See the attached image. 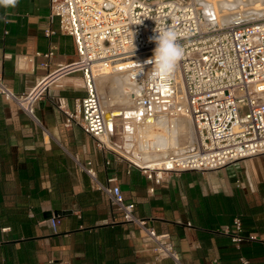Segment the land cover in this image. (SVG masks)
Segmentation results:
<instances>
[{"label": "crops", "instance_id": "1", "mask_svg": "<svg viewBox=\"0 0 264 264\" xmlns=\"http://www.w3.org/2000/svg\"><path fill=\"white\" fill-rule=\"evenodd\" d=\"M48 14V0L0 8L7 20H0V79L15 93L76 57L72 37ZM48 27L55 31L49 37ZM48 49L49 69L33 56ZM83 95L80 74L65 76L34 103L35 119L0 95V264H173L158 259L135 225L121 219L80 168L88 162L98 183L116 178L136 215L168 233L185 264H241L240 257L264 264V154L211 170L171 172L154 184L78 125H63L62 109L72 110ZM55 210L70 213L57 216L53 232L47 213ZM235 218L242 223L239 244L230 236Z\"/></svg>", "mask_w": 264, "mask_h": 264}, {"label": "built area", "instance_id": "2", "mask_svg": "<svg viewBox=\"0 0 264 264\" xmlns=\"http://www.w3.org/2000/svg\"><path fill=\"white\" fill-rule=\"evenodd\" d=\"M49 20L58 31L72 37L76 57L60 64L29 91L13 92L0 79V95L13 101L35 119L34 103L61 78L79 73L84 95L72 110L63 108V125H78L101 148L125 159L148 180L160 184L171 172L211 170L242 158L264 154V17L238 23L212 24L206 21L195 0H48ZM155 27L172 28L184 56L170 77L155 76L151 57L155 45L149 42ZM55 33L44 29L46 36ZM51 49L33 56L44 58L49 69ZM144 55V56H143ZM33 56H26L28 61ZM142 56L143 74L135 79L136 90L129 94L134 120L144 125L158 117H184L192 127L181 153H168L155 164L132 160L138 149L135 137L126 139L128 126L122 120L124 106L103 104L98 89L100 75L112 73L117 62ZM119 112V114L113 112ZM107 113L112 116L107 119ZM131 141V147L125 143ZM139 160V159H137ZM109 161L106 160L105 164ZM107 196L124 222L132 223L139 237L158 259L185 264L174 249L168 233H158L147 219L136 215L135 204L124 199L115 177L98 183L88 162L79 164ZM147 192H154L153 186ZM57 231L60 219L47 220ZM232 242L243 240L242 223L233 219ZM241 264L248 261L240 257ZM214 264H219L214 260Z\"/></svg>", "mask_w": 264, "mask_h": 264}, {"label": "bare ground", "instance_id": "3", "mask_svg": "<svg viewBox=\"0 0 264 264\" xmlns=\"http://www.w3.org/2000/svg\"><path fill=\"white\" fill-rule=\"evenodd\" d=\"M198 3L200 4L203 11V16L205 18L211 17V19H214V22H217L218 24L220 22L216 20V17H218L217 9L218 12H222L223 15L239 13L243 10H248L250 13L254 14L264 12V0H198ZM231 21L233 20L231 19ZM141 58L143 57L136 56L134 58H125L120 60L117 62V65L114 66L115 70H113L112 73L102 74L99 77V89L106 88V92L112 88L116 89V91H121V96L123 95L122 98L114 97L111 100L112 102H117L124 106L120 110L132 109L129 106L131 103L129 94L133 93L137 88L135 79L141 77L143 74L144 67L141 66L143 64L141 62ZM149 58L150 57H145L146 60ZM125 86H127V88L130 87V91L129 89L128 91L124 90ZM107 97H110V95ZM105 103L107 104L108 102ZM110 116L111 114L108 113L107 117ZM173 118L175 117H158L147 124L139 125V133L142 136H148L149 138H144V141L141 142L142 153L144 154L138 155V157H136L139 160L131 157L132 160L138 163H147L152 165L163 160V157L168 153L182 152L183 147L181 144L183 142L180 143V139L189 141L192 135V127L188 137V134L185 133V131L183 132V130L186 128L184 126V121L182 120L184 118L177 117L174 120Z\"/></svg>", "mask_w": 264, "mask_h": 264}, {"label": "clouds", "instance_id": "4", "mask_svg": "<svg viewBox=\"0 0 264 264\" xmlns=\"http://www.w3.org/2000/svg\"><path fill=\"white\" fill-rule=\"evenodd\" d=\"M18 4L19 0H0V8L5 12ZM0 20L7 22L6 15L0 16ZM149 42L155 47L152 56L145 63L152 65L155 76L170 77L184 56V48L178 43L176 31L172 28L155 27Z\"/></svg>", "mask_w": 264, "mask_h": 264}, {"label": "rangeland", "instance_id": "5", "mask_svg": "<svg viewBox=\"0 0 264 264\" xmlns=\"http://www.w3.org/2000/svg\"><path fill=\"white\" fill-rule=\"evenodd\" d=\"M196 1V3H197V5L200 7V11H201V6H200V4L198 3V0H195ZM200 1H203V0H200ZM211 2V1H210ZM202 4V3H201ZM242 11V10H241ZM260 14V15H259ZM217 16L218 17H216V20H218L220 23H222V21H223V23L222 24H224V23H227V22H232L231 21V19L233 20V21H235V20H241V21H247V20H252V19H256V18H262V17H264V12H261V13H250V11H248V10H243L242 12H239V13H234V14H226V15H223V13L222 12H218V9H217ZM228 20H230V21H228ZM219 23V24H220ZM99 89V88H98ZM128 89H129V91H130V87H128L127 88V86H125V89L124 90H126V91H128ZM99 91H100V93H101V95H102V98H103V103L106 105V103L105 102H108V99H110V101L115 97H119V98H122V96H121V91H116V89H114V88H112V89H109L107 92H106V88H100L99 89ZM116 91V92H115ZM115 94V95H114ZM108 95H110V97H107ZM120 95V96H119ZM112 102V101H111ZM108 104V103H107ZM115 113H118L119 114V112H114L113 114H115ZM121 115H123L124 114V116H121L122 118L123 117H127V118H123L122 120L124 121V123L128 126V131L129 132H127L126 133V135H125V138L126 139H129V140H131V138H133V137H135V140L137 141V144H138V149L140 150V151H137V150H133V158H136V157H138V155H142V154H144V153H142V148H141V142H143L144 141V138H146V139H148L149 137L148 136H142L140 133H139V131H138V129H139V124L137 123V121L136 120H134L132 117H134L135 115V113L133 112V109H127V110H121ZM111 114V113H110ZM175 118H177V117H175ZM175 118H173V120L175 119ZM182 118H184V117H182ZM183 121H184V126L186 127L184 130H183V132L185 131V133H187L188 135V137H189V135H190V132H191V126H190V123H189V121H188V119H186V118H184V119H182ZM188 127V128H187ZM188 129V130H187ZM153 130V129H152ZM187 131V132H186ZM185 139H180V143H185ZM131 141H128V142H126L125 143V146L126 147H131ZM183 143L181 144V145H183ZM137 159V158H136Z\"/></svg>", "mask_w": 264, "mask_h": 264}, {"label": "water", "instance_id": "6", "mask_svg": "<svg viewBox=\"0 0 264 264\" xmlns=\"http://www.w3.org/2000/svg\"><path fill=\"white\" fill-rule=\"evenodd\" d=\"M200 12L203 14L202 9H201ZM204 18H205V17H204ZM205 20H206V21H210V22H211L212 24H214V25L217 24V22H214V19H211V17H206ZM240 21H241V20L239 19V20H235V21L227 22V23H238V22H240ZM213 22H214V23H213ZM224 24H225V23H224ZM107 114H108V113H107ZM117 114H118V113H117ZM111 116H112V114H111ZM111 116H110V117H111ZM110 117H107V115H106V118H107V119H109ZM68 213H70V211L55 210V211H52V212L47 213V217H51V216L57 217V216H62V215L68 214Z\"/></svg>", "mask_w": 264, "mask_h": 264}]
</instances>
